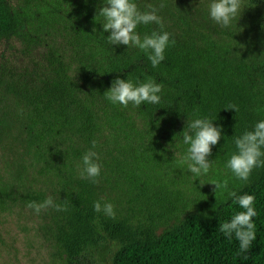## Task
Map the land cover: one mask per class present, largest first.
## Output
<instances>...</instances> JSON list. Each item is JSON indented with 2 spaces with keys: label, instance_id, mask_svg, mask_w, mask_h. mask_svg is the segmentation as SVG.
Here are the masks:
<instances>
[{
  "label": "trees",
  "instance_id": "16d2710c",
  "mask_svg": "<svg viewBox=\"0 0 264 264\" xmlns=\"http://www.w3.org/2000/svg\"><path fill=\"white\" fill-rule=\"evenodd\" d=\"M135 2L141 11L159 8V0ZM102 6L103 0H0V41L18 42L8 58L14 60L0 64V88L23 109L21 168L13 173L0 159L3 264H93L106 242L110 264H264V167L248 182L226 167L234 138L264 120V49L186 30L160 9L175 44L153 68L139 48L108 43L111 33L101 17L95 20ZM154 29L140 25L137 32ZM117 77L162 84L160 103L112 104L104 92ZM196 118L222 130L208 157L212 168L199 178L180 163L188 147L183 130ZM12 125L11 110L0 104V148ZM90 149L99 156L98 184L79 176ZM225 179L237 195L255 197L257 238L240 255L235 236L229 240L219 224L241 209L226 192L217 201L215 185L206 183ZM48 196L57 204L66 199L68 211L36 215L26 207ZM98 200L113 204L115 219L94 210ZM12 225L21 232L20 259L11 257L16 240L4 241Z\"/></svg>",
  "mask_w": 264,
  "mask_h": 264
},
{
  "label": "clouds",
  "instance_id": "9594fccd",
  "mask_svg": "<svg viewBox=\"0 0 264 264\" xmlns=\"http://www.w3.org/2000/svg\"><path fill=\"white\" fill-rule=\"evenodd\" d=\"M165 5L161 3L159 8L149 4V10L141 11L135 0H103V6L98 9L97 17L102 18L104 32H110L107 41L110 45H127L128 48L135 47L147 54V58L153 68L158 67L165 60V50L175 40L171 34L164 31L163 19L158 12ZM245 7L243 0H210L208 14L210 18L222 28L231 26L233 20L240 18ZM97 21V20H96ZM155 24L158 30L143 37L137 32L140 25ZM101 73V72H100ZM104 74V73H101ZM162 84L148 78L145 82L138 84L130 79L117 77L112 81L111 87L104 92L105 98L112 104H119L127 108L129 104L140 107L142 104H159ZM227 109L239 111L238 106L228 105ZM21 114L23 109L20 110ZM188 130H183V144L188 145L186 155L180 163L186 164L188 170L194 177L199 178L209 173L212 168V160L208 157L212 154V147L219 143L222 130L208 118H196L188 122ZM236 151L231 154L226 167L231 170L235 178L248 182L254 169L264 167V120H260L254 126V130L245 131L242 135L234 138ZM96 147V141H92V149ZM92 149L82 156V167L79 176L90 180L94 184L99 183L101 176V165L98 153ZM215 185L213 189L219 201L220 195L227 193V197L239 205L241 211L234 213L230 221L219 224V231L225 234L229 240L235 236L239 243L237 255L248 252L256 240V226L253 218L258 215L255 208V197L250 194L237 195L235 191L229 190L228 180L209 181ZM203 185L205 182L200 181ZM27 208L34 210L36 215L42 211L52 208L56 211H68L67 202L55 203L52 196H48L41 203L30 201ZM94 210L98 213L115 219L116 212L111 203H94ZM245 260L247 256L243 257Z\"/></svg>",
  "mask_w": 264,
  "mask_h": 264
},
{
  "label": "rangeland",
  "instance_id": "374dc122",
  "mask_svg": "<svg viewBox=\"0 0 264 264\" xmlns=\"http://www.w3.org/2000/svg\"><path fill=\"white\" fill-rule=\"evenodd\" d=\"M165 6L161 9L166 14V21L177 25L186 30H204L213 36L221 39L239 41L241 45H253V50L264 49V0H243L245 7L240 18L233 20L228 28H222L216 24L208 14V4L210 0H159V5ZM18 42L15 37L9 36L0 41V64L6 60H14V57L8 59L17 48ZM21 58H19V61ZM19 65V63H18ZM0 104L7 106L12 113V127L4 135L2 146L0 148V159L3 166L13 173L21 168V146H20V110L17 107L13 97L7 96L0 88ZM9 237L4 241L10 243V238H14V248L11 250V257L21 258V249L23 248L20 239V230L12 225L9 229ZM18 240V241H17ZM16 250V252H15ZM96 251V262L93 264H110L111 246L105 243ZM20 252V253H19ZM5 253H0L4 256ZM0 264H3L0 258ZM29 264V263H22ZM63 264V263H61ZM89 264V263H88Z\"/></svg>",
  "mask_w": 264,
  "mask_h": 264
}]
</instances>
